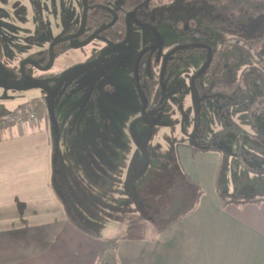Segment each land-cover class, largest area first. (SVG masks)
<instances>
[{"label": "rangeland", "instance_id": "rangeland-1", "mask_svg": "<svg viewBox=\"0 0 264 264\" xmlns=\"http://www.w3.org/2000/svg\"><path fill=\"white\" fill-rule=\"evenodd\" d=\"M27 1L23 0L25 4ZM131 15L150 28L130 24L125 42L128 46L123 44L118 53L100 59L96 58L98 51L80 47L70 49L59 59L62 71L82 58L84 62L96 58L91 69L66 78L59 89V102L53 93L40 88L0 87V113L40 98L47 105L45 115L50 120L57 115L61 130V147L57 150L60 176L53 175V186L59 195L60 185L63 202L77 224L104 239L123 234L129 223L137 220L144 222L147 236L154 234L155 221L170 210L179 144H222L237 153V149L247 148L251 139L259 135L264 139V48L256 54L246 43L247 38L263 33L264 0H176L153 8L144 3ZM65 17L68 23L72 21L70 15ZM44 19L48 38L72 28L59 18L57 30V19L51 24ZM10 21L21 28L15 37L1 33L0 62L15 71L19 59L29 54L27 44L33 36L34 22L16 16ZM156 34L163 41L154 55L158 51L167 55L188 45L201 50L189 52L187 60L171 62L165 106L157 111V121L145 123L142 91H146V84L142 78L140 86L135 81L134 58L145 46L158 42ZM97 44L98 40L91 41L92 46ZM67 49L60 45L59 52ZM209 51L218 54L221 77L240 81L245 92L249 83L252 91L229 100L213 96L212 90H202L205 98L197 102L191 80ZM71 78L73 81H67ZM71 128L74 138L68 131ZM52 138L56 143L54 132ZM258 150L263 152L259 156L264 160V148ZM104 160L106 167L110 160L112 175H122L120 179L98 176L103 175L100 169ZM249 161L243 155L242 164L250 166ZM253 162L256 167H264V161Z\"/></svg>", "mask_w": 264, "mask_h": 264}, {"label": "crops", "instance_id": "crops-1", "mask_svg": "<svg viewBox=\"0 0 264 264\" xmlns=\"http://www.w3.org/2000/svg\"><path fill=\"white\" fill-rule=\"evenodd\" d=\"M68 131L74 138L72 128ZM261 137L251 139L247 148H236L237 153L222 144L202 143L227 150L222 182L241 203L225 204L217 193L220 152L195 150L193 142L179 144L184 174L204 190L198 208L156 239L154 232L143 241L121 240L101 264H264V200L242 203L264 198V171H258L264 167L253 162L264 161L256 147L264 145ZM60 143L55 115L53 120L44 115L34 123L0 128V264H95L98 259L107 239L75 227L60 185L59 195L53 186V175L60 176ZM243 155L250 166L242 164ZM107 165L104 160L98 176L120 179L122 175H112L110 160Z\"/></svg>", "mask_w": 264, "mask_h": 264}, {"label": "flooded vegetation", "instance_id": "flooded-vegetation-1", "mask_svg": "<svg viewBox=\"0 0 264 264\" xmlns=\"http://www.w3.org/2000/svg\"><path fill=\"white\" fill-rule=\"evenodd\" d=\"M146 3L148 4V2ZM85 4H87L88 9L84 33L76 40H68L66 42H58L55 44L53 47V60H51V45L55 40L59 41V39L63 37L75 35L81 31L83 27ZM119 5V2L116 3L115 7L106 5L105 7L109 22L102 27H96L90 26L88 23L90 12L92 10L89 0H28L26 4L23 0H0V35L5 31L7 35L15 37L20 31V25L14 24L10 21V18L13 16L23 17L25 19L31 18L34 22V28L31 30L33 36H31L30 41L27 44L29 47V54L19 59L18 67L15 71H10L4 62H0L3 76H6L8 80L13 83L21 80L23 76H26L28 79L46 82L47 86L38 88L43 89L50 95L53 93V96H55L59 102V89L65 83L66 78H70L72 74L77 71H84L87 68L91 69L95 65L94 61H96V58L104 59L118 53L123 44L124 47L128 46L129 42L126 44L125 42L128 37L130 24L134 22L135 28L139 25L146 29L150 28V26H146L145 23L138 22V20L131 15L136 9L124 14L122 11H119ZM64 8L67 9L66 12H64ZM66 15L72 17V21L69 23L67 22L68 17H65ZM44 18L48 19L47 23L49 24L52 23L51 20L57 19V30H59V18L62 22H65L66 26H71L72 28L69 27V31H65L61 36L58 31L56 35L48 38L46 33V19ZM48 28L52 29V26L50 25ZM132 30L134 31L133 28ZM122 36H124L123 39H120ZM156 36L158 42L145 46L144 50L138 54V57L134 58V64H136L137 68L135 81L140 86V78H142L146 84V91H142V109L145 123H150L155 120L157 121V111L165 106L167 101V98L165 97L166 85L170 82L169 75L171 73L169 70L170 67L168 66H170L171 62L173 61L175 64L176 62L187 60L186 55L189 52L193 51V53H198L201 50L198 46L188 45L175 49L167 55L160 54V51H158L157 55H154L153 51L159 49L162 46L163 41L159 34H156ZM94 39L98 40L99 43L96 46L91 45V41ZM73 42H77V45L72 46ZM63 44L68 46V49L59 52V47ZM80 47H90L92 51H98L97 57L87 62H84V59L82 58L81 62L75 63L60 71L59 59L62 58L65 53H68L70 49H78ZM157 67H160V71H158ZM109 68H112V66ZM142 70H144L143 73ZM221 70L222 66L217 57L216 51H209L205 61L191 80L193 94L195 92L198 94V90L199 92L202 91L201 86H197V84L201 83L203 89H216L215 91L212 90L213 96L224 97V92H222L223 86L229 82L239 81H230L221 77ZM208 72L210 73V76H208ZM102 75L103 73L101 74V77ZM97 77H99V75ZM67 81H73V79L71 78ZM0 87L5 89H15L6 86L4 82H0ZM159 89L161 90V96L159 95ZM200 94L201 93H199V95ZM204 98L205 94L198 97V100L196 101L201 102ZM55 116L57 117V115Z\"/></svg>", "mask_w": 264, "mask_h": 264}, {"label": "trees", "instance_id": "trees-1", "mask_svg": "<svg viewBox=\"0 0 264 264\" xmlns=\"http://www.w3.org/2000/svg\"><path fill=\"white\" fill-rule=\"evenodd\" d=\"M176 0H89L90 5L92 6V10L90 12V16L88 19V23L90 26H96V27H102L104 24H107L109 22V18L107 16V11H106V5H110L112 7H115L116 3H120L119 11H122L124 14L129 13L135 9H137L139 6L142 4L148 2V5L153 8L155 6H162L164 4H168L171 2H174ZM124 36L120 37V39H123ZM247 45L250 47L251 51L253 53L258 54L261 49L264 48V30L261 36L259 37H250L246 39ZM217 54V52H216ZM254 54V56L256 55ZM218 57V54H217ZM208 76H210V73L208 72ZM170 79L171 76L169 75ZM201 86V90H206L202 88V84H197V86ZM223 85V84H222ZM247 91L245 92L243 89V85L241 82H229L226 83L223 88L222 92H224V97H219L224 98V99H229V100H234L235 98L239 99L241 97L246 96L251 90L249 87V83L247 85ZM208 90V89H207ZM215 91V88L209 89ZM199 93L198 94L195 92V100H198V97H201L202 95ZM161 94V90L159 89V95ZM161 96V95H160ZM31 109H35L37 112L38 118H42L45 113H46V105L44 101L41 99H33L30 102L24 103L15 110L5 112V113H0V119L7 116V115H13L17 114L19 112H27ZM1 129H5L8 127L0 126ZM263 138V137H261ZM198 144V143H195ZM258 148H264L257 146ZM193 148L195 150H204V151H210L214 150L217 152H220L222 155V161L219 166V171L217 175V181H216V190L219 195V197L224 201L225 204H228L230 202H238L241 203L237 198H232L227 191L225 190L222 182V173L226 168L227 160H228V152L224 148L220 147H214L210 146V144H198L194 145ZM176 169L173 170L172 172V183L170 187V195H171V204H170V210L166 215H162L161 218L157 219L155 221V237L154 239L157 238V236L169 228L171 225L179 221L180 219L184 218L185 216H188L192 212H194L200 202L202 197L204 196V190L202 186L194 181H192L188 176H186L183 172L182 166L179 163V160L177 158V163H175ZM264 198L262 199H246L243 202H260L263 201ZM68 219L70 222L77 227L79 230L82 232L91 234L92 233L87 232L85 229L80 227L73 215L68 212ZM147 239L146 235V227L143 221L137 220L130 222L128 227L126 228V231L118 235L117 237L107 239L103 242V246L101 249V252L98 256L97 261L95 264H101L102 260L104 259L105 254L108 251L111 250H117L119 247V242L121 240H130V241H143Z\"/></svg>", "mask_w": 264, "mask_h": 264}, {"label": "water", "instance_id": "water-1", "mask_svg": "<svg viewBox=\"0 0 264 264\" xmlns=\"http://www.w3.org/2000/svg\"><path fill=\"white\" fill-rule=\"evenodd\" d=\"M85 5L86 6H85V13H84V18H83V27H82L81 31L75 35L63 37V38L59 39V41L55 40L51 45V51H50L51 60H53V47L55 44H57L58 42L59 43L66 42L68 40H76L77 38H79L84 33L85 25H86V19H87V9H88L87 4H85ZM76 45H77V42L72 43V46H76ZM117 48H120V47H117ZM0 82H4L6 86L12 87L15 89H19V90L47 86L46 82H41V81L34 80V79H28L26 76H23V78L16 83L10 82L6 76H3V71L1 70V63H0Z\"/></svg>", "mask_w": 264, "mask_h": 264}, {"label": "built area", "instance_id": "built-area-1", "mask_svg": "<svg viewBox=\"0 0 264 264\" xmlns=\"http://www.w3.org/2000/svg\"><path fill=\"white\" fill-rule=\"evenodd\" d=\"M37 112L31 109L27 112H19L13 115H7L0 119V126L10 127L25 122H36L38 120Z\"/></svg>", "mask_w": 264, "mask_h": 264}]
</instances>
